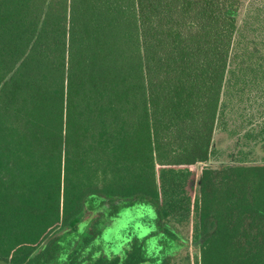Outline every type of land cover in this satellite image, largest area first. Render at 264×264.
I'll list each match as a JSON object with an SVG mask.
<instances>
[{"label": "trees", "instance_id": "trees-1", "mask_svg": "<svg viewBox=\"0 0 264 264\" xmlns=\"http://www.w3.org/2000/svg\"><path fill=\"white\" fill-rule=\"evenodd\" d=\"M263 92L264 0H0V264H264Z\"/></svg>", "mask_w": 264, "mask_h": 264}, {"label": "rangeland", "instance_id": "rangeland-1", "mask_svg": "<svg viewBox=\"0 0 264 264\" xmlns=\"http://www.w3.org/2000/svg\"><path fill=\"white\" fill-rule=\"evenodd\" d=\"M257 95L254 97L255 100L252 99L251 101L252 108L250 107V109L246 111L251 114V121L246 124L244 123L242 127L240 126V129H237L239 135H246L247 131L248 133L250 132V129H256L255 131L259 132L261 127H264V92ZM244 108H246V106H244ZM242 111L244 112L245 110ZM246 118H249V115L246 116ZM253 140V138L249 139L251 142ZM215 142L217 144L216 150L219 156L218 160L226 159V153L233 148V140H230L229 137H224V140H219V137L216 136ZM253 147L254 145L245 146L246 149H251ZM256 147L255 145L254 148L256 149ZM255 158L257 160L261 158V155L257 154V151ZM118 211V216L109 221L107 228H105L102 233L104 243H110L109 247L105 248V252L110 254H120L122 249L126 245L128 246L129 242L134 239V237L142 238L148 234L150 227L149 224L144 223V220H151L155 215L153 209L149 206L141 205H135L133 208L122 207ZM83 220L85 221L86 219L84 218Z\"/></svg>", "mask_w": 264, "mask_h": 264}]
</instances>
